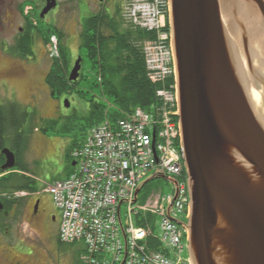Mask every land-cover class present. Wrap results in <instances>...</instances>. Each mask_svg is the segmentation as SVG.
<instances>
[{
	"label": "water",
	"instance_id": "obj_1",
	"mask_svg": "<svg viewBox=\"0 0 264 264\" xmlns=\"http://www.w3.org/2000/svg\"><path fill=\"white\" fill-rule=\"evenodd\" d=\"M169 21L190 198L187 221L172 219L190 264H264V0H169Z\"/></svg>",
	"mask_w": 264,
	"mask_h": 264
},
{
	"label": "built area",
	"instance_id": "obj_2",
	"mask_svg": "<svg viewBox=\"0 0 264 264\" xmlns=\"http://www.w3.org/2000/svg\"><path fill=\"white\" fill-rule=\"evenodd\" d=\"M123 2L129 21L155 32L144 52L148 77L163 84L157 92L160 105L152 110L137 107L114 126L91 128L85 142L72 151L74 172L48 184L46 191L60 211V241L83 242L84 264H190L185 256L187 230L172 219L189 215L190 198L177 89L165 84L175 74L170 33L165 31L168 0ZM150 174L167 176L174 191L159 195L153 205L136 206L137 190ZM138 220L147 225H137ZM150 237L168 255L151 250Z\"/></svg>",
	"mask_w": 264,
	"mask_h": 264
},
{
	"label": "trees",
	"instance_id": "obj_3",
	"mask_svg": "<svg viewBox=\"0 0 264 264\" xmlns=\"http://www.w3.org/2000/svg\"><path fill=\"white\" fill-rule=\"evenodd\" d=\"M103 23V22H101ZM101 23H92L82 35L80 56L82 57L81 75L79 80L71 81L72 57L63 44V33L54 26L41 27L46 33L47 43L52 38L57 40V54L52 56V65L47 74L46 83L52 97L76 94L85 98L89 103V112L86 125L89 130L95 126L116 122L131 113L137 107L152 110L160 105L157 91L163 88L162 83H154L148 77L143 43L154 38V34L133 27L123 19V26L111 20L101 27ZM101 27V28H100ZM169 27V26H168ZM21 56L33 55L30 49V38L22 44ZM86 71V73H85ZM90 74L95 78L90 79ZM175 83L174 76L170 77L166 86ZM90 94V97H88ZM99 97L100 100L96 98ZM89 98V99H88ZM59 120L43 119L37 110L29 111L17 101H8L0 106V231L8 230L7 210L17 204L23 203V198L17 193L27 192L37 181L26 175L27 166L23 159L29 148L31 135L36 129L48 132L53 124ZM79 141L72 144L68 157L71 159V150L78 147ZM9 147L16 155L17 166L14 172L2 170L6 158L2 150ZM151 182V181H150ZM149 183V182H148ZM147 183V184H148ZM144 187H146V185ZM137 225L146 226L141 220ZM153 226V224H150ZM153 228H155L153 226ZM57 240L60 245L63 244ZM149 248L156 252L168 255V252L155 238L148 239ZM85 248L79 251L73 264H84L81 260Z\"/></svg>",
	"mask_w": 264,
	"mask_h": 264
},
{
	"label": "rangeland",
	"instance_id": "obj_4",
	"mask_svg": "<svg viewBox=\"0 0 264 264\" xmlns=\"http://www.w3.org/2000/svg\"><path fill=\"white\" fill-rule=\"evenodd\" d=\"M65 26L66 28H62L63 32L66 33L63 42L65 45H69V52L75 63L81 53L78 49L80 38L76 29V22L71 17H67ZM165 31L168 32V29ZM11 38V34H2L0 37V68L6 67L8 71H12L14 74L24 68L20 66V61H16L18 59L14 57L15 54L4 55L2 52ZM53 41L56 42V39ZM34 52L35 56L28 58L31 63L25 66L27 69L25 81H22L21 84L9 81L6 86L0 84V106L8 101H17L29 111L37 110L44 119L59 120L47 132L52 136V139L47 143L42 160H36L34 157L31 161L28 162L27 160L26 162L29 173L35 176L37 186L41 191L43 186L61 178L67 173V169L71 168L72 161L68 156L64 157L65 152H69L74 142L83 140L89 130L86 125L89 103L85 98L76 94L53 98L45 82V76L50 69L52 55L56 54L54 48L50 44L46 48L42 41L38 40ZM9 65H11L10 68ZM88 77L94 79L95 75L90 74ZM96 99L100 100L99 97ZM65 100H68L70 107L66 106ZM33 134L29 146L33 140ZM36 144L40 146L41 140L37 139ZM28 151L29 148L23 156L25 161ZM153 175L150 174L149 177H153ZM173 191V184L169 179L154 178L139 194L136 206L153 205L159 195H167ZM46 196L49 197L50 195L47 193ZM26 212L27 207L25 214ZM56 212L59 214L58 210ZM125 217L126 205H123V218L125 219ZM9 218L5 221L8 230L0 231V264H11L16 261H20L22 264H73V260L78 257L79 251L83 248V244L80 242L75 245H60L57 240L58 229L55 234H52L51 231H40V234H37L21 218H11L10 216ZM150 219L155 220L156 218L150 214ZM185 256H189L188 250H186ZM83 257L84 254L81 260Z\"/></svg>",
	"mask_w": 264,
	"mask_h": 264
},
{
	"label": "flooded vegetation",
	"instance_id": "obj_5",
	"mask_svg": "<svg viewBox=\"0 0 264 264\" xmlns=\"http://www.w3.org/2000/svg\"><path fill=\"white\" fill-rule=\"evenodd\" d=\"M47 3V0H0V37L2 34H11L12 37L2 52L4 55L15 54L14 57L18 59L16 61H20V66L24 68L14 74H12V71H8L6 67L0 68V84L6 86L9 81H14L15 84H21L22 81H25L27 73L25 66L31 63L28 61V58L35 56L34 47L36 49L38 40L42 41L43 46L46 48L50 44L54 48V51H57V43L55 45L47 43L46 33L39 31L42 30L41 27L54 26L59 32L63 33V40L65 41L66 33L63 32V29L66 28L65 19L71 17L76 22V29L80 38L78 49H80L82 35L86 33L87 28L92 23L97 22V24H100L103 22L101 23L102 27L111 20H115L116 23L118 22L123 26V0H56L55 8L42 16ZM28 36L33 55L22 57L20 54L21 49L24 48L22 44L27 41ZM64 46L69 50L68 44L65 45L64 43ZM16 63L18 64V62ZM75 63L73 62L72 69ZM10 172L12 173L14 170ZM31 187L36 189H30V191H23L17 194L18 197L23 198V203L21 206L17 204L11 206L7 210V215L11 218H21L37 234H40V231H51L52 234H55V231L59 228L57 224L60 223V220L53 200L50 196H46L47 193L44 190H39L37 183L31 185ZM26 207L27 212L25 214ZM11 264L22 263L16 261Z\"/></svg>",
	"mask_w": 264,
	"mask_h": 264
},
{
	"label": "crops",
	"instance_id": "obj_6",
	"mask_svg": "<svg viewBox=\"0 0 264 264\" xmlns=\"http://www.w3.org/2000/svg\"><path fill=\"white\" fill-rule=\"evenodd\" d=\"M37 139L41 140L40 146H37V144H36V140ZM50 139H52V136L50 134H48L47 132H43L41 130L40 131L35 130V132L33 134V140L31 141V144L29 146V151L27 153L28 154L27 159H26V161L24 160L25 164H26L27 160L29 162L34 157H35L36 160L41 161L42 158L44 157V152H45V150L47 148V145H48L47 143L50 141ZM84 141H85V138L83 140L79 141L78 145L80 146ZM36 150H37V152H35ZM69 152H65V156L64 157H66ZM36 154H37V157H36ZM75 167H76L75 162L72 161L71 168L67 169V173L64 176H62L61 178L57 179V180H62V179L67 178L75 170ZM25 174L30 176V177H32V178H35V176H33L32 174H30L28 172H25ZM51 182H54V181H51Z\"/></svg>",
	"mask_w": 264,
	"mask_h": 264
}]
</instances>
